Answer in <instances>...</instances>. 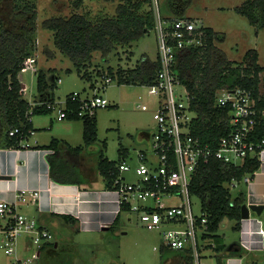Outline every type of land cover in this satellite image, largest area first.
<instances>
[{"label": "trees", "instance_id": "obj_1", "mask_svg": "<svg viewBox=\"0 0 264 264\" xmlns=\"http://www.w3.org/2000/svg\"><path fill=\"white\" fill-rule=\"evenodd\" d=\"M0 2H6L0 15V148H19L30 131H34L32 118L50 114L53 109L28 101L24 97L20 78L26 67L25 61L36 51L37 6L21 0ZM168 3L173 16L166 17L188 18L185 15L194 0H168ZM237 11L246 16L257 29L264 28V0H247L237 7ZM44 27L53 32L55 45L72 60L78 73L83 78L92 79L94 73L89 71V67L94 53L101 52L103 58H106L117 46L132 47L135 41L155 29V13L151 0H124L112 17L99 14L91 17L89 14L74 13L67 18H49L45 20ZM202 29L205 33L204 44L179 50L174 71L180 83L187 88L191 109L197 112V118L191 123L192 135L204 145L216 147L220 138L228 135L232 129L230 107L217 104L219 92L224 88L236 87L251 90L253 96L260 99L259 107L263 108L264 94L260 84L264 66L259 64V54L254 49L247 51L241 62L230 60L225 51L215 44L216 40L221 41L224 36L207 26ZM158 70L159 60L152 61L144 56L136 68L127 70L118 67L114 70L110 67L105 73L98 70L97 75L105 80L110 77L120 84L149 85L155 81ZM91 87L95 88L96 84L92 83ZM53 88L54 85L47 81L46 73L40 71L37 76L38 98L35 103H53L56 99ZM70 95L71 93L67 98ZM68 107L77 110L78 103L68 99ZM95 117L81 118L76 113H68L66 119L84 121L83 146L73 147L54 138L49 145L43 147L54 150L48 156L50 175L54 181L84 186L92 184L93 179L88 177V172L83 177L80 167L76 165L80 163L81 152L97 143ZM13 129L19 131L12 136L10 131ZM256 136H264V121L258 127ZM103 147H106V142ZM127 155L128 152L124 150L121 159L114 161L105 157L102 152L99 169L106 188L113 189L114 173L118 172V164ZM260 167L261 160L258 157L247 158L241 166L210 160L203 163L194 176L192 193L201 200L209 219V233L204 236L209 241L204 249L210 250L209 253L218 257L220 262L221 252L226 248L223 235L218 232L220 223L225 218H230L237 220L236 229L240 227L242 207L247 202L244 192L233 200L229 186L234 181L242 182L246 177L252 179ZM123 212L126 211L121 208L109 229L120 223ZM64 218L70 221L71 217L65 215ZM50 245H54V242ZM161 253L165 264H195L191 251L187 249L174 250L163 244Z\"/></svg>", "mask_w": 264, "mask_h": 264}, {"label": "rangeland", "instance_id": "obj_2", "mask_svg": "<svg viewBox=\"0 0 264 264\" xmlns=\"http://www.w3.org/2000/svg\"><path fill=\"white\" fill-rule=\"evenodd\" d=\"M35 3L37 6V33L35 37L36 51L32 57L36 63L22 72V84L26 85L24 97L34 103L38 98L37 76L40 71L46 73L47 81L53 84L52 92L59 103L57 109L50 114L41 115L36 124L53 123L57 125V136L69 135L74 146L83 145L84 121L69 122L68 119L59 121V109L64 106L66 97L73 92L93 94L92 83L100 88L99 93L110 101V105L98 108L97 143L94 151L88 154L87 148L83 154L84 161L91 166L95 179L92 187H103L104 178L100 173L99 160L103 152L110 160L119 161L122 151H127L129 164L136 165V151L146 147L148 142L142 136L150 134L156 127L154 113L158 110V98L149 93V86L142 83L120 84L117 80L105 84V78L98 76L97 71L105 73L110 67L116 70L136 68L144 56L156 61L159 55V38L157 31L151 30L138 41L128 45L117 46L112 53L103 58L101 52L94 53L89 71L94 73L92 79L83 78L78 73L72 60L61 52L54 42V34L44 27L45 20L54 16L70 17L74 13L89 14L91 17L99 15L114 16L117 8L124 0H21ZM247 0H194L188 8L186 17L201 21L204 26L214 29L224 36L223 40L215 41L216 46L225 51L228 58L235 62L243 61L249 50H256L259 54V64L264 66V28L257 29L249 19L237 11ZM6 2H0V15L5 9ZM159 7L164 17L173 16L168 0H159ZM21 77V76H20ZM61 78L59 82L57 79ZM23 86V85H22ZM260 89L264 94V72L261 73ZM177 94L186 100V89L177 87ZM141 104L148 105V110H142ZM106 142V147H103ZM123 148V150H122ZM264 165V152L260 155ZM136 177L129 173L128 180ZM84 184V182H83ZM248 184L245 181L232 184L230 187L232 199L240 193L246 194ZM194 211L200 214L202 202L199 198H192ZM130 218V219H129ZM70 230L62 233L60 229L50 231L54 235L53 242L60 245L55 254L48 257L43 253L32 264H165L161 258V246L164 238L160 229H149L141 221L137 213L123 212L121 221L115 228L96 233H80L71 222L64 218ZM236 221L225 218L218 232L225 237L227 247L238 242ZM61 232V234H60ZM29 245L31 243L29 242ZM201 264H216L214 257L209 254L201 257ZM168 264H174L168 262Z\"/></svg>", "mask_w": 264, "mask_h": 264}, {"label": "built area", "instance_id": "obj_3", "mask_svg": "<svg viewBox=\"0 0 264 264\" xmlns=\"http://www.w3.org/2000/svg\"><path fill=\"white\" fill-rule=\"evenodd\" d=\"M155 13V30L159 38V70L156 79L149 84V93L157 96L158 110L154 113L156 127L148 134V145L136 151V165L129 164V154L118 164L114 173L113 189L118 193L120 209L137 213L149 229H160L164 244L174 250L191 251L195 264H201V257L210 255L205 250L209 239L208 214L201 206V213L194 211L192 201V182L203 163L210 160L241 166L247 158L258 157L264 152V136H256L258 127L264 121V107H259L260 99L253 96L251 90L241 87L222 89L217 98L219 106L230 107L232 129L228 135L220 138L216 147L203 144L192 135L191 123L197 118V112L191 109L190 97L185 85L180 83L174 71L179 50L198 47L204 44V25L191 18L164 17L159 0H151ZM36 58L25 61L26 68L32 67ZM23 69V70H24ZM61 81V78L58 80ZM107 78L105 84L112 83ZM23 85V91L26 85ZM177 87L186 89V100L177 94ZM96 87L92 95L73 92L66 97L59 109L58 119L76 113L79 117H94L98 108L110 105ZM68 99L78 103V109L68 107ZM33 104L46 105L55 111L56 101ZM148 110L146 104L139 106ZM19 129L10 131L15 135ZM34 131H30L32 134ZM129 173L136 179L128 180ZM243 181L249 183L250 177ZM238 182L234 181V185ZM33 199L38 198L37 191H30ZM26 191H20L13 202L0 199V217L7 219L4 238L0 247L11 257L10 264H32L40 257V251L46 244L53 242L54 235L41 226L35 218L17 210L18 202L26 201ZM29 237L30 255L21 257L19 245L23 237Z\"/></svg>", "mask_w": 264, "mask_h": 264}, {"label": "crops", "instance_id": "obj_4", "mask_svg": "<svg viewBox=\"0 0 264 264\" xmlns=\"http://www.w3.org/2000/svg\"><path fill=\"white\" fill-rule=\"evenodd\" d=\"M85 95L91 94L86 93ZM39 116L41 115L32 118L34 132L22 141L21 147L0 148V199L13 202L18 192L26 191L28 199L18 202V212L35 218L41 226L53 232L55 229H60L62 233L70 230L64 219L65 215L71 217L68 222H71L80 233L104 231L103 227L112 225L120 212L118 193L115 189L106 188L105 185L100 188L92 187V184V186H84L77 183L64 184L54 181L50 175L48 160L49 154L54 150L43 147L49 145L54 138L73 147L77 146L72 144L69 135L57 136L55 129L57 125L53 123V118L49 123L45 121L42 125H37L36 119ZM59 121L63 120L59 119ZM69 122L78 121L69 120ZM142 138L148 141L149 135L146 134ZM87 150H89V155L94 151L92 146ZM83 152L84 150L80 155V163L76 166L80 167L83 177L85 172H88V177L94 180V172L89 167L91 165L84 161L88 154L84 155ZM247 184L246 205H264L262 160L260 169ZM30 191L38 192L36 200L33 199ZM235 221L237 224V220ZM6 225L7 219L0 217V244L4 238ZM236 230L238 242L236 240L229 247L226 245L224 251L221 252V262L213 254L209 256L214 257L216 264H264V209L260 214L251 210L250 216L242 218L240 227ZM223 239L225 243L224 236ZM59 245V241L54 242V245L49 243L41 249L40 257L43 253H46L48 257L53 256ZM30 252L29 237L25 236L20 241L19 254L21 257H28ZM10 262L11 257L0 247V264H10Z\"/></svg>", "mask_w": 264, "mask_h": 264}, {"label": "water", "instance_id": "obj_5", "mask_svg": "<svg viewBox=\"0 0 264 264\" xmlns=\"http://www.w3.org/2000/svg\"><path fill=\"white\" fill-rule=\"evenodd\" d=\"M20 78L22 79L23 76L21 75ZM263 209H264V205H256V204L246 205L245 204L242 207V218H248L250 216V211L251 210L257 212L258 214H260V213H262ZM109 227H110V225L109 226H105V227H103V230H108Z\"/></svg>", "mask_w": 264, "mask_h": 264}]
</instances>
